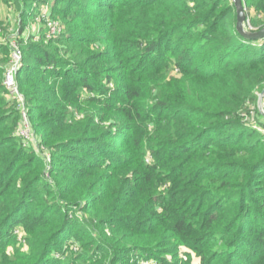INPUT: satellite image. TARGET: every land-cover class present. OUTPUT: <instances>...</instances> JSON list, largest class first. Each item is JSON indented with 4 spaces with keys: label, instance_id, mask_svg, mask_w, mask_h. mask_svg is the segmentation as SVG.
<instances>
[{
    "label": "trees",
    "instance_id": "trees-1",
    "mask_svg": "<svg viewBox=\"0 0 264 264\" xmlns=\"http://www.w3.org/2000/svg\"><path fill=\"white\" fill-rule=\"evenodd\" d=\"M243 1L263 27L264 0ZM52 5L65 28L22 45L16 77L47 162L0 59V250L17 224L31 247L0 264H264V40L238 34L230 0Z\"/></svg>",
    "mask_w": 264,
    "mask_h": 264
},
{
    "label": "rangeland",
    "instance_id": "rangeland-1",
    "mask_svg": "<svg viewBox=\"0 0 264 264\" xmlns=\"http://www.w3.org/2000/svg\"><path fill=\"white\" fill-rule=\"evenodd\" d=\"M24 3L25 0H0V44H4L8 48V46L11 47V41L15 40V42L18 45V48L22 53V57L19 65L23 63L24 49L21 47L22 45L28 44V42L32 38V34H31L32 31H34V33H36L37 36L40 37V39L41 36L44 38L43 40L42 39L40 40L38 38L36 40L38 41L40 40V42H43L44 44L47 45L49 43L46 36V28H47V21L49 19L59 22L62 25V27L65 28V22L52 13V8H54L52 5V0H36L33 3V5L29 8L31 16L28 18H24V15L22 14V7L24 6ZM246 17H247L248 27L252 30H255V27H253L250 23L249 16ZM57 37L58 36L51 37V41L55 40ZM53 44L59 47L62 46V44L59 42ZM7 48H0V53H1L0 59L1 60L5 59V55L7 54V58H9L8 62H10L12 59V51L8 57ZM105 85L107 84L105 83ZM113 86L114 85L112 84V82H109V87L113 88ZM11 103L12 102L10 101L8 104L12 105ZM255 106H256V101H255ZM256 111H257V107H256ZM257 116L259 119L263 120V118H261V116L258 114V111H257ZM27 119H29V117H27ZM249 120L250 119H245L244 121L249 122ZM254 127L258 128L257 125H254ZM28 143L32 147V150L34 149L35 153L41 154L45 162L48 161L46 160L45 152L44 153L42 152L43 149H41L39 143H37V138L35 137V134H33L31 139L28 140ZM46 178L47 176L45 175V179ZM11 227H12L11 231L13 233L12 235L14 237H12V239L6 240V242H8V245L4 248V250L2 251L0 250V263L9 262L11 261L12 256L23 253L26 254L30 252L31 249L30 241L28 240L29 235L27 231L19 224L13 225ZM63 248L67 249V251L71 249V251L73 252H77L83 249H84L83 252L84 251L86 252L87 250L82 246H80L79 241L74 242L73 244L64 243ZM187 249L188 248L186 247L179 249L177 253L178 255L177 257H175V259L176 260L180 259L181 262H186L187 256L183 251ZM193 258H194V253L191 254V259H192L191 264H200L197 258L194 259ZM108 259H109V254L107 255L97 254L94 260L103 261L105 264H109Z\"/></svg>",
    "mask_w": 264,
    "mask_h": 264
},
{
    "label": "built area",
    "instance_id": "built-area-1",
    "mask_svg": "<svg viewBox=\"0 0 264 264\" xmlns=\"http://www.w3.org/2000/svg\"><path fill=\"white\" fill-rule=\"evenodd\" d=\"M63 27L59 22L49 19L47 21L46 36L51 38L63 31ZM33 40L38 38L37 34L34 31L31 32ZM12 48V59L9 63L8 68L5 71L3 78V85L7 90V97L10 98L13 102L16 103V107L20 113L21 120L17 129V133L23 145H29L28 140L33 136V132L30 126L29 119H27V109L25 105V99L23 94L19 91L17 84V72L19 68V63L22 57V53L18 48L15 40L11 41ZM152 262V261H150ZM147 260H141V264H149Z\"/></svg>",
    "mask_w": 264,
    "mask_h": 264
},
{
    "label": "water",
    "instance_id": "water-1",
    "mask_svg": "<svg viewBox=\"0 0 264 264\" xmlns=\"http://www.w3.org/2000/svg\"><path fill=\"white\" fill-rule=\"evenodd\" d=\"M235 8V28L240 36L249 40H264V26L257 30H252L247 25L245 4L243 0H230ZM264 88L257 93L256 107L258 114L264 121Z\"/></svg>",
    "mask_w": 264,
    "mask_h": 264
}]
</instances>
